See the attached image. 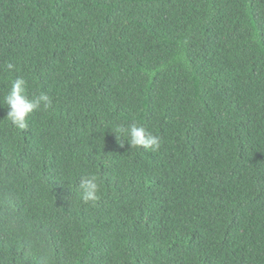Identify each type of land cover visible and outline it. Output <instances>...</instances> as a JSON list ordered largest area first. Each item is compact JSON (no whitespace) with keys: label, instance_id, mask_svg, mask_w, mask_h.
<instances>
[{"label":"trees","instance_id":"16d2710c","mask_svg":"<svg viewBox=\"0 0 264 264\" xmlns=\"http://www.w3.org/2000/svg\"><path fill=\"white\" fill-rule=\"evenodd\" d=\"M16 76L52 104L0 105V264H264V0H0Z\"/></svg>","mask_w":264,"mask_h":264},{"label":"clouds","instance_id":"9594fccd","mask_svg":"<svg viewBox=\"0 0 264 264\" xmlns=\"http://www.w3.org/2000/svg\"><path fill=\"white\" fill-rule=\"evenodd\" d=\"M15 65L11 62L5 66L9 74L14 70ZM27 81L22 76H16L10 82V87L3 95V102L0 105L7 106V120L19 130L28 127V116L41 107L48 109L52 99L46 93L41 92L31 98L26 93ZM116 134L121 147L126 140L130 148H143L144 150L158 151L161 146L160 137L147 131L145 127L137 123H130L125 127L122 123L113 124L111 129ZM120 137L124 139L121 140ZM77 188L83 202H96L99 200L101 184L96 174L90 172L82 173L78 178Z\"/></svg>","mask_w":264,"mask_h":264}]
</instances>
